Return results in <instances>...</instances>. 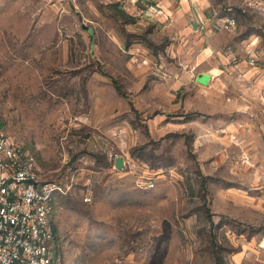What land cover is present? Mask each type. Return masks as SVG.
<instances>
[{"label": "rangeland", "instance_id": "rangeland-1", "mask_svg": "<svg viewBox=\"0 0 264 264\" xmlns=\"http://www.w3.org/2000/svg\"><path fill=\"white\" fill-rule=\"evenodd\" d=\"M208 2L0 0V117L64 189V264H264V0Z\"/></svg>", "mask_w": 264, "mask_h": 264}, {"label": "built area", "instance_id": "built-area-1", "mask_svg": "<svg viewBox=\"0 0 264 264\" xmlns=\"http://www.w3.org/2000/svg\"><path fill=\"white\" fill-rule=\"evenodd\" d=\"M241 6L246 12L255 2L243 0ZM221 21L228 31L237 26L235 18ZM58 192L63 187L41 179L37 154L10 136L0 117V264H64L53 224Z\"/></svg>", "mask_w": 264, "mask_h": 264}, {"label": "crops", "instance_id": "crops-1", "mask_svg": "<svg viewBox=\"0 0 264 264\" xmlns=\"http://www.w3.org/2000/svg\"><path fill=\"white\" fill-rule=\"evenodd\" d=\"M163 9H169L177 0H156ZM182 2H187L188 5L193 6L194 12L198 14H203L208 12V6L210 5L208 0H181ZM174 8V7H173Z\"/></svg>", "mask_w": 264, "mask_h": 264}, {"label": "trees", "instance_id": "trees-1", "mask_svg": "<svg viewBox=\"0 0 264 264\" xmlns=\"http://www.w3.org/2000/svg\"><path fill=\"white\" fill-rule=\"evenodd\" d=\"M112 81H113V84L115 85L117 91L119 93H121L122 95L127 96V94L123 90L122 86L117 82V80L116 79H112ZM183 135H185V134H183Z\"/></svg>", "mask_w": 264, "mask_h": 264}, {"label": "water", "instance_id": "water-1", "mask_svg": "<svg viewBox=\"0 0 264 264\" xmlns=\"http://www.w3.org/2000/svg\"><path fill=\"white\" fill-rule=\"evenodd\" d=\"M115 165L118 168H124V165H125L124 158L121 156L117 157Z\"/></svg>", "mask_w": 264, "mask_h": 264}]
</instances>
